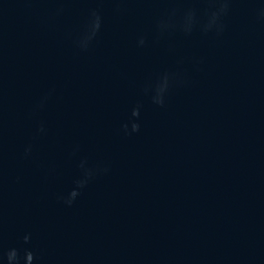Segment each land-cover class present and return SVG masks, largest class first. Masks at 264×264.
Here are the masks:
<instances>
[{"label":"water","instance_id":"1","mask_svg":"<svg viewBox=\"0 0 264 264\" xmlns=\"http://www.w3.org/2000/svg\"><path fill=\"white\" fill-rule=\"evenodd\" d=\"M28 252L264 264V0H0V264Z\"/></svg>","mask_w":264,"mask_h":264},{"label":"clouds","instance_id":"2","mask_svg":"<svg viewBox=\"0 0 264 264\" xmlns=\"http://www.w3.org/2000/svg\"><path fill=\"white\" fill-rule=\"evenodd\" d=\"M25 240L27 241V240H28V237H25ZM12 255L15 256V257L17 258L18 253H17V251H16L15 249L12 250ZM26 259H27V261L29 262V264H31V262H32L33 259H34L33 254H32L31 252L26 253Z\"/></svg>","mask_w":264,"mask_h":264}]
</instances>
